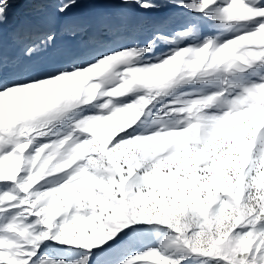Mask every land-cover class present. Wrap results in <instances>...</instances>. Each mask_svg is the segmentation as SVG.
<instances>
[{
  "label": "snow or ice",
  "instance_id": "obj_1",
  "mask_svg": "<svg viewBox=\"0 0 264 264\" xmlns=\"http://www.w3.org/2000/svg\"><path fill=\"white\" fill-rule=\"evenodd\" d=\"M0 264H264V0H0Z\"/></svg>",
  "mask_w": 264,
  "mask_h": 264
}]
</instances>
